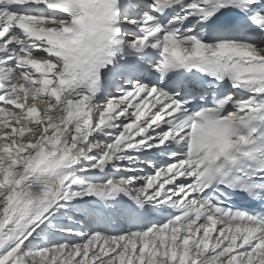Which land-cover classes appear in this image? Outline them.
<instances>
[{
  "label": "snow or ice",
  "instance_id": "snow-or-ice-1",
  "mask_svg": "<svg viewBox=\"0 0 264 264\" xmlns=\"http://www.w3.org/2000/svg\"><path fill=\"white\" fill-rule=\"evenodd\" d=\"M0 264H264V0H0Z\"/></svg>",
  "mask_w": 264,
  "mask_h": 264
}]
</instances>
